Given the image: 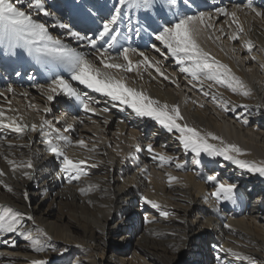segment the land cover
<instances>
[{
    "label": "bare ground",
    "instance_id": "bare-ground-1",
    "mask_svg": "<svg viewBox=\"0 0 264 264\" xmlns=\"http://www.w3.org/2000/svg\"><path fill=\"white\" fill-rule=\"evenodd\" d=\"M107 1L118 3V0ZM183 1L177 0L175 6H169L163 0H154L148 9L123 5L121 16L128 18L134 27L127 24L120 32L113 33L116 40L111 48L106 44L109 57L106 62L126 64L119 54L129 49L133 71L111 70L117 78L123 77L128 87L146 92L161 104L178 105L183 117L178 123H187L201 134L211 132L226 143L238 145L247 153L238 159L264 161V16L256 14L264 13V0H251V7L246 6L248 0H186L192 6H186ZM89 2L97 4L95 0ZM44 4L50 15L33 11V19L43 23L54 39L101 66L95 48L69 35V30L78 32V24L68 26L64 22V10L58 11L49 1L44 0ZM217 8L235 11L238 24L231 17L217 14ZM201 12L211 15V20L205 17V23L213 25L207 30L213 39L202 38L200 43L232 69L249 90L248 96L214 83L209 88L212 82L201 85L194 81L192 83L197 84L194 88L189 82L191 77L179 71L180 65L155 39L164 27ZM128 28L130 34L126 33ZM238 28H243V32L238 33L239 39L230 41L228 36L238 32ZM247 41L252 43L251 51L245 47ZM37 46L51 45L40 42ZM13 49L14 61L20 52L26 53L27 69L35 70L31 71V80L26 75L18 79L19 72L14 77L4 68ZM13 49L0 43V93H3L0 111L4 113L0 119L7 124L15 118L27 127L16 132L0 125V170L5 173L0 177V216L4 215L5 207L23 215L15 232H0V244L4 248L0 251V264H31L32 260H43L46 264H264V219H258L259 213L264 211V195H255L246 189L251 181L257 187L261 185L260 191L264 192V176L241 169L222 156H209L205 152L196 156L186 151L175 129L169 132L151 117L137 116L127 105L73 81L68 67L51 57L35 51L29 55L22 46ZM255 50L260 52L261 58ZM140 52L150 63L159 62L164 75L155 67L141 64L136 68L135 63L144 59ZM57 76L70 83L95 112L84 111L78 100L63 92L53 94V100L49 101V86ZM204 91L209 95H203ZM213 94L217 95L215 102ZM222 102H227L224 106L227 111L220 106ZM46 107L50 111L45 112ZM244 120L248 123L244 124ZM42 121L58 130L52 131L47 125L43 129L66 155L74 161L86 160L80 167L87 176L69 183L70 174L61 170L63 156L50 153L43 142L45 137L39 127ZM32 124L38 126L36 131L31 130ZM69 124L72 128L64 131ZM153 127L156 134H152V142L159 138L164 144L174 138L182 155L178 157L167 152L170 150L167 147L156 149L149 143L146 134ZM60 135L68 137L72 143L56 140ZM79 140H83L87 148L79 147L76 144ZM208 142L219 144L211 139ZM149 144L153 149L151 153L147 150ZM159 155L173 159L161 163ZM188 155H193L199 172H190L191 168L186 167ZM5 157L17 162L31 160L32 168L13 172ZM177 164L182 167L177 168ZM24 172L31 178L24 176ZM169 176L176 179L170 182ZM209 176L217 180L209 181ZM234 178L236 181L232 182ZM217 182L236 186L231 200L217 201L212 195ZM80 188L87 189L86 193L82 194ZM247 196L253 212L246 209ZM145 198L160 207H152ZM137 201L141 203L140 208H136ZM161 212L168 215L163 216ZM135 217L141 224L134 231ZM145 217L151 222H146ZM21 233L39 239L43 250L36 251ZM206 236L212 240L207 241L208 250L203 253L204 244L200 248V243ZM18 240L22 242L20 246L15 244ZM116 243L122 247L130 245L123 251ZM11 248H17L16 252ZM228 249L250 259L237 258ZM227 258L231 262H224Z\"/></svg>",
    "mask_w": 264,
    "mask_h": 264
},
{
    "label": "snow or ice",
    "instance_id": "snow-or-ice-1",
    "mask_svg": "<svg viewBox=\"0 0 264 264\" xmlns=\"http://www.w3.org/2000/svg\"><path fill=\"white\" fill-rule=\"evenodd\" d=\"M153 3L154 0H118V3L114 6L115 11L111 15V18L103 23L102 30L94 37L81 35L78 32L69 30V35L77 41H86L96 49V52L99 54L97 59H99L101 66H97L96 63L88 60L84 54L76 51V49L63 45L59 39H54L48 34L43 23H39L33 19V11L42 12L44 15H50V13L45 10L44 0H14V2L13 0H0V43L8 48L22 46L30 53L35 51L59 61L68 67L73 81H77L86 88L109 97L112 101H119L121 104L127 105L137 116L151 117L169 132H172L173 129H175V131L179 133L177 139L186 151L190 150L195 153L196 156H199L201 152H205L209 156H222L225 160L231 161L241 169L252 173H259L261 176H264V161L256 162L238 159V156L247 154L238 145L226 143L221 137L214 135L211 132L201 134L200 131L194 127H190L187 123L183 125L178 123L179 120L183 119L178 105H168L166 103L161 104L160 101L152 99L146 92L137 91L135 88L128 87L124 83L123 77L117 78L116 74L111 71L113 69H123L127 72L133 71L134 62L128 56L129 49L125 48L119 54L120 57L127 62L126 64L106 62L109 59L107 56V49H104V51L101 52V49L97 47V41L102 40L107 35H111L108 47H112L113 42L116 40V35L113 33H118V29L113 28V25H115L120 18L122 11L121 6L127 4L129 8L148 9ZM163 3L169 6H175L177 0H163ZM25 5L26 8L24 7ZM246 6L251 7V0H248ZM253 11L255 10L253 9ZM216 12L217 14L231 17L232 21L238 24L237 13L235 11L229 12L225 8H217ZM256 14L258 16H264V13L257 12ZM206 16L208 20H211V15L203 12L199 13L198 16L182 17L176 23L164 27L163 30L155 36V39L167 49L171 57H173L176 60V63L180 65L179 71L191 77L189 81L190 83L198 81L203 85L205 82H212L208 84L209 88H211L214 83L216 85L226 86L227 89L233 93L248 96L250 94L249 90L246 89V86L240 78L234 75L232 69L227 64L216 59L200 43L202 38L208 40L213 39L212 35L207 32V30L212 28L213 25L211 23H205ZM60 26L64 27V25ZM239 32H243V28H238V32H234L232 35L228 36V39L230 41L239 39ZM216 39L218 40L219 37L217 36ZM40 42H47V44L51 46L38 47L37 45ZM245 47L248 51H251V41H247ZM155 50L160 52L159 48H156ZM221 51H223V49H221ZM139 55L144 57V59L135 63L136 68H139L140 65L143 64L146 65L147 68L155 67L158 73L164 75L158 66L159 62H156L155 64L150 63L149 58L145 56L143 52H140ZM161 55L164 54L161 53ZM252 59L254 60L255 57H252ZM164 78L169 79L168 76H164ZM192 86L195 88L197 87V84L192 83ZM8 91L11 92L12 89L9 87ZM58 92H63L65 95L74 97L81 103L84 111L95 112V109L90 107V103L82 98L70 83L59 76H57L49 86L47 99L49 101L53 100V94H57ZM0 95H3V93H0ZM203 95L208 96L209 92L204 91ZM212 100L215 102L217 100V95L213 94ZM226 103L227 102H222L220 106L224 107ZM201 107H203V105H201ZM224 110L227 111V107H224ZM232 110L234 111L235 109L233 108ZM44 111L48 112L50 109L46 107ZM103 111L106 112L107 109H103ZM3 116L4 113L0 111V117ZM243 123L247 124L248 122L247 120H244ZM0 125L12 128L16 132H22L27 127V125L20 124L15 118H12L7 124H4L3 120L0 119ZM45 125H47L49 129H52V131L58 130L53 128V126L47 121H42L39 125L41 134L45 137L43 142L47 146V150L50 153L63 156L61 170L70 174L69 183L73 180H79L81 176H87L88 173L83 171L80 167L86 163V160L80 159L74 161L66 155L61 146L49 139L48 133L43 131ZM37 127L36 124H32L31 130L36 131ZM71 128L72 125L69 124L64 131H68ZM0 139H2V137H0ZM209 139L219 141V144L209 143ZM56 140H62L66 144L72 143L68 137L63 135L57 136ZM76 144L81 148H87V145L83 140L76 141ZM147 150L149 153L153 151L151 144L147 146ZM88 151L92 152L94 149H88ZM158 158L161 163H167L173 159L172 157H166L164 155H159ZM153 159H157V157L153 156ZM5 160L13 172L21 168H32L31 160H21L17 162L8 159L7 157H5ZM176 167L181 168L182 165L177 164ZM4 175V171L0 170V177ZM23 175L29 179L31 178L28 172H24ZM168 178L170 182L176 179L172 176H169ZM207 179L209 181L217 180L215 176H209ZM235 187L236 186L233 184L217 182L216 190L212 195L217 201L221 199L231 200L233 198ZM10 190L11 189H9V191ZM79 191L82 194H85L87 189L80 188ZM146 202L151 204L154 208L160 207L155 201L146 199ZM3 211L4 215L0 216V232H15L20 225L19 218L23 214L20 212H14L10 207H5ZM161 215L167 216L168 213L161 212ZM28 219H32V217L28 216ZM145 220L146 222H151L147 217H145ZM38 231L42 232V230ZM21 234L24 235L26 240L30 241L32 247L36 251L39 252L43 250L42 242L39 239H34L30 234ZM227 251L232 255L237 256V258H243L246 260L250 259L247 256L241 257L240 253L233 252L232 249H228ZM31 264H46V261L32 260Z\"/></svg>",
    "mask_w": 264,
    "mask_h": 264
},
{
    "label": "rangeland",
    "instance_id": "rangeland-1",
    "mask_svg": "<svg viewBox=\"0 0 264 264\" xmlns=\"http://www.w3.org/2000/svg\"><path fill=\"white\" fill-rule=\"evenodd\" d=\"M255 52H256V54H257V56L258 57H260L261 58V54H260V52H258V50H255ZM28 73V72H27ZM26 73V74H27ZM13 76V75H12ZM155 128L153 127V128H151L150 130H148L147 131V134H146V139L149 141V143H153L154 144V147L156 148V149H161V148H166V149H170V150H168L167 152H170V153H172V154H175V155H177L178 157L179 156H181L182 155V152L180 151V146L178 145V141L177 140H175L174 138L171 140V142H169L168 140H166L165 141V143L164 144H162V141H161V139L160 140H158L159 138H156V139H154V142H152V140L151 139H153V135L154 134H156V132H155ZM153 134V135H152ZM168 144V145H167ZM170 144V145H169ZM185 163H186V167H189V168H191L190 169V172L192 171V172H199L200 171V169L198 168L199 167V165H197V162H196V160H194V157H193V155H188L187 156V158H186V160H185ZM59 166V165H58ZM59 168V167H58ZM214 170L215 168H210L209 170ZM102 173V172H101ZM98 174H99V172H98ZM225 175L227 174V173H224ZM203 175H205L204 173H203ZM233 176V175H232ZM236 180H235V178L232 180V182H235ZM238 181L239 182H241V180L240 179H238ZM250 183V185H248V187L246 188V189H248V190H250V191H252V192H254L255 193V195H264V192H261L260 190L261 189H263L262 187H261V185H260V187L258 186L257 187V185H254L253 183L251 184V181L249 182ZM260 188V189H259ZM260 191V192H259ZM249 200H250V197L249 196H247V197H245V206H246V209H248V210H251L252 212H253V209H251L252 208V206H251V204H249ZM262 203L264 204V199H262ZM140 204V205H139ZM136 208H140V206H141V203H140V201H137L136 202ZM138 206V207H137ZM250 206H251V208H250ZM248 207V208H247ZM45 208V207H44ZM256 211V210H255ZM231 213V215H234V211H232V212H230ZM253 213H251V215H252ZM138 215V214H137ZM136 215V216H137ZM259 217H258V219H264V211H262V212H260L259 213V215H258ZM138 217V216H137ZM136 217L135 218H133V225H134V231H135V229L137 228L138 229V226L141 224L140 223V221H137L138 219H136ZM136 226V227H135ZM132 233H133V231H132ZM131 235V234H130ZM208 236H206V239L203 241V243L201 242L200 243V248L201 247H203V244H204V251H202L203 253L204 252H206L207 250H208V243H207V241L209 240V239H211V238H207ZM212 240V239H211ZM21 241V240H20ZM19 240L15 243L16 245H18V246H20V243H22V242H20ZM135 243H136V241H135ZM10 244V243H9ZM9 244H7V246L9 245ZM116 245H117V243H116ZM129 245L130 244H127L126 246H123L122 247V245L121 244H118L117 245V247L118 246H120L121 247V250H123V251H125V250H127L128 248H129ZM202 245V246H201ZM216 246V245H215ZM15 247V246H14ZM2 245L0 244V251L1 250H4V248H2ZM16 250H17V248H11V251L12 252H16ZM18 251H20L19 249H18ZM212 251H214V253L216 252V250L215 249H213ZM202 253V254H203ZM206 257V256H205ZM13 259H15V258H13ZM17 259V258H16ZM224 262H231V260L229 259V258H227V259H225V261ZM1 263H3V262H1ZM9 264H12L11 262L9 263ZM15 264H20L19 262H16Z\"/></svg>",
    "mask_w": 264,
    "mask_h": 264
}]
</instances>
